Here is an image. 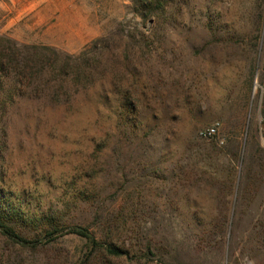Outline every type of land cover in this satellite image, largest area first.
Returning <instances> with one entry per match:
<instances>
[{
  "label": "rangeland",
  "instance_id": "374dc122",
  "mask_svg": "<svg viewBox=\"0 0 264 264\" xmlns=\"http://www.w3.org/2000/svg\"><path fill=\"white\" fill-rule=\"evenodd\" d=\"M169 9L158 23L131 0H0V48L77 58L96 46L101 58L68 100L24 93L7 105L6 186L97 234L119 213L113 230L129 254L87 264H264V0ZM84 186L96 203L77 197ZM39 238L24 246L0 233V264H79L86 252L74 233Z\"/></svg>",
  "mask_w": 264,
  "mask_h": 264
},
{
  "label": "trees",
  "instance_id": "16d2710c",
  "mask_svg": "<svg viewBox=\"0 0 264 264\" xmlns=\"http://www.w3.org/2000/svg\"><path fill=\"white\" fill-rule=\"evenodd\" d=\"M131 1L133 10L143 22L154 18L156 22L163 23L175 16V12L172 13L169 9L170 0ZM96 51L95 46L80 57L71 58L62 57L47 47H32L28 50L18 48L12 43L4 45L0 48V115L7 112L8 104L13 103L15 98L24 93L38 95L44 105L58 104L68 100L71 87L77 89L93 82L98 77L101 58ZM122 105L126 119L136 126L135 92L125 91ZM262 114H264V109ZM4 130L5 127L1 126L0 132L3 133ZM1 136L0 233L3 236L13 243L25 246L36 245L40 241L39 237L74 233L86 240V252L79 264H87L93 259L108 260L129 254L123 246L124 242L121 243L116 238L113 230L114 227H118L119 213L109 218L111 220L109 226L112 228L108 232L100 231L101 234H97L85 226L64 224L61 211L52 206L32 209L31 195L21 190L16 193L10 190L9 185L6 186L7 168L2 152L6 143ZM97 191L96 188L84 186L79 190L77 197L96 203ZM27 230L34 231L33 240L26 236L29 233Z\"/></svg>",
  "mask_w": 264,
  "mask_h": 264
},
{
  "label": "built area",
  "instance_id": "2783aa9c",
  "mask_svg": "<svg viewBox=\"0 0 264 264\" xmlns=\"http://www.w3.org/2000/svg\"><path fill=\"white\" fill-rule=\"evenodd\" d=\"M216 132H217V126L212 125V126L203 128L200 133L202 136L207 137V136H213Z\"/></svg>",
  "mask_w": 264,
  "mask_h": 264
},
{
  "label": "bare ground",
  "instance_id": "6f19581e",
  "mask_svg": "<svg viewBox=\"0 0 264 264\" xmlns=\"http://www.w3.org/2000/svg\"><path fill=\"white\" fill-rule=\"evenodd\" d=\"M255 84H257V81H256V83Z\"/></svg>",
  "mask_w": 264,
  "mask_h": 264
}]
</instances>
